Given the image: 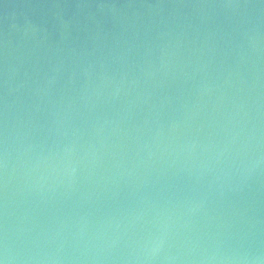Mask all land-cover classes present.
I'll use <instances>...</instances> for the list:
<instances>
[{"label": "water", "instance_id": "obj_1", "mask_svg": "<svg viewBox=\"0 0 264 264\" xmlns=\"http://www.w3.org/2000/svg\"><path fill=\"white\" fill-rule=\"evenodd\" d=\"M2 264H264V0H0Z\"/></svg>", "mask_w": 264, "mask_h": 264}, {"label": "clouds", "instance_id": "obj_2", "mask_svg": "<svg viewBox=\"0 0 264 264\" xmlns=\"http://www.w3.org/2000/svg\"><path fill=\"white\" fill-rule=\"evenodd\" d=\"M0 264H2V262H0Z\"/></svg>", "mask_w": 264, "mask_h": 264}]
</instances>
